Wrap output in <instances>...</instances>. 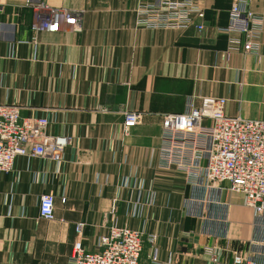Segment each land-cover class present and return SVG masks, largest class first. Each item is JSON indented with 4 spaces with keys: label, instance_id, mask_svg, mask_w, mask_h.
<instances>
[{
    "label": "crops",
    "instance_id": "obj_1",
    "mask_svg": "<svg viewBox=\"0 0 264 264\" xmlns=\"http://www.w3.org/2000/svg\"><path fill=\"white\" fill-rule=\"evenodd\" d=\"M45 1L74 12L82 31H37L28 0H0V104L46 117L47 132L69 140L61 162L19 156L0 175V264H68L79 222L88 251L111 225L155 234L140 264H212L208 247L222 264L236 252L264 264V217L242 194L189 205L185 174L159 161L163 115L190 102L223 97L227 115L264 120V0H249L263 19L258 51L243 35L231 50L220 30L234 0H198L202 30L142 27L140 0ZM129 111L142 118L126 134ZM43 194L55 196L53 219L40 215Z\"/></svg>",
    "mask_w": 264,
    "mask_h": 264
},
{
    "label": "built area",
    "instance_id": "obj_2",
    "mask_svg": "<svg viewBox=\"0 0 264 264\" xmlns=\"http://www.w3.org/2000/svg\"><path fill=\"white\" fill-rule=\"evenodd\" d=\"M34 11L33 28L57 32L68 26L82 31L80 18L72 11L50 6L45 0H28ZM138 24L150 29L184 30L204 28L205 10L198 0H140ZM262 17L249 7V0H234L229 10V23L220 28L232 35L230 49L237 50L239 35L245 37V51H258L262 45ZM234 34L238 37L233 36ZM36 41V38H33ZM227 100L207 96L200 106L189 103L186 111L166 113L162 117L159 161L162 168H174L186 176L191 187L189 205L203 207L220 203L225 191L240 193L256 216L264 217V120L230 116L225 112ZM141 113L129 111L123 121L126 134L140 123ZM46 117H22L21 107L0 104V175L10 172L17 157H49L61 162L68 137L50 135ZM192 207V205H191ZM40 215L55 217V196L43 194ZM205 208H202V213ZM85 224L76 225L77 239L68 264H140L144 242L154 244L155 234L128 226L111 225L99 243V249L88 251L83 244ZM212 264H222L220 250L208 247ZM156 263V257L152 256ZM231 264H258L254 255L236 252Z\"/></svg>",
    "mask_w": 264,
    "mask_h": 264
}]
</instances>
